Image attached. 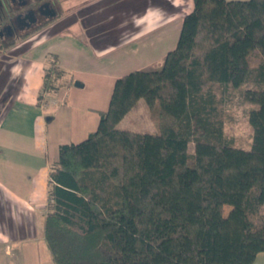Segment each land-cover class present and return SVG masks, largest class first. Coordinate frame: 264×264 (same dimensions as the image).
Masks as SVG:
<instances>
[{"label":"trees","instance_id":"trees-1","mask_svg":"<svg viewBox=\"0 0 264 264\" xmlns=\"http://www.w3.org/2000/svg\"><path fill=\"white\" fill-rule=\"evenodd\" d=\"M192 1L161 67L117 77L96 129L59 145L43 224L55 264H252L264 251V0ZM72 81L48 54L38 101ZM244 85L247 147L224 128L223 97ZM139 100L153 131L119 125Z\"/></svg>","mask_w":264,"mask_h":264},{"label":"crops","instance_id":"crops-1","mask_svg":"<svg viewBox=\"0 0 264 264\" xmlns=\"http://www.w3.org/2000/svg\"><path fill=\"white\" fill-rule=\"evenodd\" d=\"M96 1L82 3L78 9ZM113 3L106 5L110 7ZM117 5L122 12H140L145 28L138 38L122 42L115 29L105 36L86 32L88 26L76 19L51 28L59 20L63 21L62 17L45 27L44 34L37 36V31L15 44L24 48L5 68H8L9 79L17 75L20 81L9 108L0 118V264H36V217L38 210L46 213L43 208H46L48 173L58 157L59 145L78 142L96 129L117 77L135 69H153L142 66L118 71L108 62L85 67L82 62L87 61L83 55L88 54L89 61L94 58L101 61L102 57H107L108 50L141 42L143 37L153 35L160 41L165 37L172 39L161 54L164 57L175 46L183 16L191 11L193 1L188 0L181 16H175L182 7L178 0H124ZM92 8L93 11L102 9L94 5ZM118 12L114 14L113 9L107 18L114 27ZM50 53L57 55L60 68L71 73L73 81L62 85L55 95H46L44 100L38 101ZM75 80L82 85H74ZM141 104L144 102L139 100L119 125ZM252 264H264V251L257 253Z\"/></svg>","mask_w":264,"mask_h":264},{"label":"rangeland","instance_id":"rangeland-1","mask_svg":"<svg viewBox=\"0 0 264 264\" xmlns=\"http://www.w3.org/2000/svg\"><path fill=\"white\" fill-rule=\"evenodd\" d=\"M88 1L89 0H54L59 12V14L55 18L59 19L64 17V20H59L51 28H54V26L56 27L60 24V26H63L65 25L66 21V24H68L71 21L73 22V20L75 21L76 19L88 26V30H85L86 32H93L94 34L96 33L105 36L108 33L109 35L112 34L114 31L113 29H115L117 32L119 31V38L122 42H127L138 38L142 30L145 28V25H143L144 22L143 20H141V16H139L140 12H137L136 10L133 11L134 13L128 11L122 12V9L119 5L115 6V4L122 3V1L124 0H98L93 5L98 7L100 6L102 9L96 11H93V2L89 4V7L78 9V7L82 5V3H86ZM112 2H115L113 3L114 5L110 7L109 5H106L109 3L111 4ZM186 3H188V0H178V4H181L182 7L180 10H178L177 15L175 16H181L183 10L186 9V6H184L186 5ZM113 9L114 14L115 11L119 10V16L118 14H116L118 16H116L118 19L117 22H115V27L113 22H110V20L107 19ZM149 14L152 17V13L150 12ZM149 20H151L150 17ZM43 29L45 30V28ZM43 29L37 32V36L44 34L45 31H43ZM0 39L7 40L6 37ZM16 40L17 42H22V40L18 37L16 38ZM171 40V38L165 37L162 41H160L157 37L150 35L149 37H143V41L141 42H130L126 43V46L124 45V47L108 50L107 57H102L101 61L99 58H94L91 55L90 57L94 58V60L89 61V57H86L89 55L84 54V59L87 62L83 61L82 65L85 67L89 65V67L92 68L101 63L108 62L110 64H114L118 71L120 69H125V67L128 71L130 69H133V67L142 66H151L153 69H159L161 67L163 59V56H161V54L165 52L164 49H168L166 47L170 45ZM23 48V45L0 48V67L2 66V69H0V118L2 117V114L5 113V111H7V109L9 108V105L13 100L12 95L20 81V77H18L17 75H14L13 77L11 76L9 79L8 68L5 67H8V65L11 64L12 61L16 60V56L19 55L17 53L21 52ZM12 53H14L15 55L10 57ZM107 58H109V60H107ZM211 85L212 87H217V85L215 84ZM245 88L246 86L244 85L234 93L230 95L227 94L226 97H223L226 100L224 103V106L226 107V110L224 111L226 116L224 125L225 132L228 136H232L234 138L236 145L242 147H247L251 139V127L247 120V114L249 109L252 107V104L245 100L242 95V90ZM218 90L220 89H216V91ZM218 95L221 97V93H218ZM121 126L127 127L131 130L153 131V113L149 111L145 103L144 105L141 104V106H137L129 113ZM188 150L190 152L193 150L192 142L189 143ZM48 188L49 184L46 188V195L48 193ZM45 209L46 208L44 207L43 210ZM262 210L264 211V207ZM38 212L39 213H37L36 217V264H55L47 243L43 237V222L45 213H42V211L40 210H38Z\"/></svg>","mask_w":264,"mask_h":264},{"label":"flooded vegetation","instance_id":"flooded-vegetation-1","mask_svg":"<svg viewBox=\"0 0 264 264\" xmlns=\"http://www.w3.org/2000/svg\"><path fill=\"white\" fill-rule=\"evenodd\" d=\"M58 14L54 0H0V38L8 41ZM54 16V15H53Z\"/></svg>","mask_w":264,"mask_h":264},{"label":"water","instance_id":"water-1","mask_svg":"<svg viewBox=\"0 0 264 264\" xmlns=\"http://www.w3.org/2000/svg\"><path fill=\"white\" fill-rule=\"evenodd\" d=\"M51 15H54V13H52ZM74 85L81 86L82 84L78 80H75L74 81Z\"/></svg>","mask_w":264,"mask_h":264}]
</instances>
